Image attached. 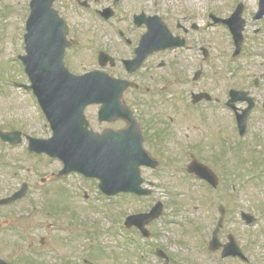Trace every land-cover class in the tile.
Instances as JSON below:
<instances>
[{
	"label": "rangeland",
	"instance_id": "rangeland-1",
	"mask_svg": "<svg viewBox=\"0 0 264 264\" xmlns=\"http://www.w3.org/2000/svg\"><path fill=\"white\" fill-rule=\"evenodd\" d=\"M31 1L0 0V127L6 126L11 132L19 131L35 138L48 139L51 129L35 97L28 90L16 88L29 83L18 58L26 53L24 35ZM84 1H89L93 8L101 5L98 0H65L55 6L61 17L76 30L73 35L78 33L80 50L84 49L83 56L69 62L75 73H84L93 66L86 57L91 54L87 53L85 44L92 42L101 45L102 32L110 31L101 24L100 17L92 16L94 13L80 6L79 3ZM259 1L123 0L121 5L124 7L119 9L118 17L109 25L114 27L112 29L116 28L115 33L120 39H115L117 46L121 47L120 44L125 43L123 35L130 33L129 28L138 33V37L134 38L135 45L139 44L147 31L146 26L134 28L135 10L153 8L151 14L162 17L174 35L179 34L176 29L179 21L185 25L195 22L198 30L193 34V40L192 36H188L190 42L187 46L193 49H187V52L184 49L187 54L179 59L193 64H212L215 68L210 71L218 74L226 73L228 66L227 72L235 79L236 89L249 84L255 96L263 100L264 80L259 89L254 85V80L264 72V66H261L264 63V18L253 19L258 12ZM102 2L105 5L113 4V0ZM240 3L245 6V42L240 55L233 58L235 47L230 43L226 27L209 26L207 21H211V15L221 20L230 17ZM109 41L105 39L103 43ZM201 49H206L208 56L203 58ZM231 51L232 56L227 58L232 60H228L223 53L228 55ZM257 109L250 117L246 140H241L236 132L232 137L233 146L238 145L240 150L233 152L232 176L235 188L241 192L234 190L233 193L234 223L230 230L237 235L249 264H264V155L252 152L253 147L258 148V153L264 150V112L261 106ZM87 117L94 129L101 128L96 107L87 110ZM26 143L12 147L4 145L3 148L0 145V199L18 190L25 181L31 184L28 199L13 207L0 208V223L7 224L0 230L1 258L15 264H81L83 261L89 264H160L152 248L153 244H160L177 259L178 263L173 264H225L221 252L212 254L200 250L205 251V243L211 239L208 227L213 221H202L206 208H195L197 203L192 199V194L183 199V205L179 204V197L175 195L177 205L170 201L166 207V220L157 223L153 229L158 236L153 242L147 241L140 236L135 237L136 233H125L121 224L127 216L147 211L156 199L162 200L164 196L161 192L149 201L124 196L110 200L96 191L97 183L76 175L42 186L41 180L52 172L57 174L63 167L62 163L57 159L49 160L46 156L31 155ZM247 161L254 163L255 167H247ZM249 162L246 164L250 166ZM166 165L165 173L176 172V162L170 161ZM28 167L32 173L27 171ZM33 175L35 177L32 178ZM86 193L90 197L87 200L84 197ZM53 211L63 215L56 217ZM242 211L257 217L250 227L242 221ZM31 212H36L35 216L25 220L22 214ZM197 220L199 225L202 224L198 230L194 224ZM202 228L204 237H197ZM25 233L27 236H24ZM220 238L227 240V237Z\"/></svg>",
	"mask_w": 264,
	"mask_h": 264
},
{
	"label": "flooded vegetation",
	"instance_id": "flooded-vegetation-1",
	"mask_svg": "<svg viewBox=\"0 0 264 264\" xmlns=\"http://www.w3.org/2000/svg\"><path fill=\"white\" fill-rule=\"evenodd\" d=\"M122 1L113 0L112 5H105L102 0H98L101 7L96 6V8H93L89 1L83 4L87 10L98 15L101 18V24L110 30L102 32L101 45L89 42L86 44L87 47H84L87 53L91 54V56H85L93 63V66L85 72L99 70L112 78L127 80L136 85L124 92L122 101L133 112L144 137L145 149L155 161L160 163L155 170L143 168V171L148 172L145 175V186L151 191L149 198H154V195L159 192L169 195L170 200L162 198L166 207L169 206L171 198H175L171 195H180V199H186L189 194H192V199H195L198 204L195 208H206L202 221H213L211 227H208L209 237H213L221 219L222 224L217 236L230 237L233 235L230 226L234 223L232 209L233 193L236 190L232 176V157L233 152L239 150V146H233L232 142L235 133L232 110L234 79L228 80L225 73L211 72L210 70L215 68L212 64H193L179 59L187 54V49H193L187 46L190 42L188 36H192L193 40V34L198 30L195 22L185 25L184 22L179 21L176 24L179 34L174 36L181 38L184 42L183 46L151 53L143 64L136 61L128 64L127 61L137 55L136 49L139 44L135 45L134 38L138 37V33H134L133 28H129L130 33L123 35L125 43L120 44L121 47H119L115 39L118 37L115 30L107 23L118 17L119 9L124 7L121 5ZM152 11L151 7L135 10L133 22H136L137 16L147 18L159 16L151 14ZM107 17L109 20L105 19ZM210 19L211 21H207L209 26L220 25L228 28L221 19L213 15ZM167 26L169 27V24ZM73 31L76 30L70 26L69 39L78 41V45L66 52L65 60L68 66H71L69 62L84 55V49L78 48L80 43L78 33L73 35ZM105 39L110 41L105 44L103 43ZM184 49L186 52L183 51ZM205 50L200 51L205 53L207 52ZM152 59L155 60L152 61ZM261 66H264V63ZM263 80L264 73L257 81L258 87ZM255 83L256 80H254ZM236 90L249 92L256 105L254 111H258L257 108L260 106L264 110V99L259 100L251 91L249 84H244L242 88ZM240 107L246 108V104ZM99 125L101 133L107 129L120 131L128 126L124 120L120 119L110 123L101 122ZM170 161L178 164L175 173L164 172L166 164ZM193 163L198 167L196 172L191 173L190 168ZM51 181L52 179H49V182ZM41 183L44 186L46 180L42 179ZM159 201L156 199L154 202ZM152 207L153 205L149 210ZM52 213L56 217L63 215L59 211ZM35 214L36 212L23 213L22 216L26 220L33 218ZM212 215L213 218H211ZM194 224L197 230L202 225H199L198 220L194 221ZM155 225L156 223H153L150 226L152 237L158 236V233L153 230ZM3 227H6V224H3ZM186 235L188 234L184 236ZM203 235L204 228L196 236L204 237ZM24 236L27 234L25 233ZM209 242L210 240L205 243L208 252L218 253L219 251H209ZM242 250L244 252L243 248ZM235 261L242 262L239 259Z\"/></svg>",
	"mask_w": 264,
	"mask_h": 264
},
{
	"label": "water",
	"instance_id": "water-1",
	"mask_svg": "<svg viewBox=\"0 0 264 264\" xmlns=\"http://www.w3.org/2000/svg\"><path fill=\"white\" fill-rule=\"evenodd\" d=\"M54 2L32 1L25 36L27 54L20 57L32 83L29 88L37 95L54 134L49 140L30 139V150L61 159L65 165L61 174L76 171L99 179L101 190L109 196L121 191L141 195L140 167L149 165L150 159L143 150L141 134L136 133L135 121L130 120L132 126L127 131L117 134L107 132L101 136L89 130L85 118L88 106L108 100L113 102L116 99L118 111L111 108L107 112H122L119 110L123 109L120 99L127 85L102 78L98 72L76 76L65 68L63 57L71 44L67 41L65 21L52 9ZM241 12L238 11L235 17L240 18ZM162 30L166 32L164 26ZM158 32L150 27L146 37L159 35ZM241 32L235 31L238 44L242 41ZM102 112L106 110L103 108ZM247 114L240 120L243 130ZM1 136L5 137L4 134ZM22 196L19 194L4 202L9 203ZM141 217L147 216L128 220ZM0 264L6 263L0 261Z\"/></svg>",
	"mask_w": 264,
	"mask_h": 264
}]
</instances>
